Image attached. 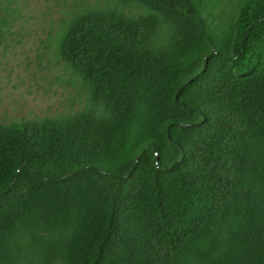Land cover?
Wrapping results in <instances>:
<instances>
[{
	"label": "trees",
	"instance_id": "trees-1",
	"mask_svg": "<svg viewBox=\"0 0 264 264\" xmlns=\"http://www.w3.org/2000/svg\"><path fill=\"white\" fill-rule=\"evenodd\" d=\"M121 1L60 46L105 116L0 127V264H264V0Z\"/></svg>",
	"mask_w": 264,
	"mask_h": 264
},
{
	"label": "rangeland",
	"instance_id": "rangeland-1",
	"mask_svg": "<svg viewBox=\"0 0 264 264\" xmlns=\"http://www.w3.org/2000/svg\"><path fill=\"white\" fill-rule=\"evenodd\" d=\"M210 1L207 11L216 27L225 29L239 0ZM88 13L138 18L147 10L121 0H0V127L88 112L105 116L91 101L88 85L60 55L71 23ZM169 34L162 27L154 42L165 43Z\"/></svg>",
	"mask_w": 264,
	"mask_h": 264
}]
</instances>
